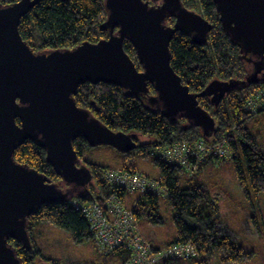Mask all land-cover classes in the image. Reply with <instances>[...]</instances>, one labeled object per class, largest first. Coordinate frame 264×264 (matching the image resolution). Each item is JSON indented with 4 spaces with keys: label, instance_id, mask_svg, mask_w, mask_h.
<instances>
[{
    "label": "water",
    "instance_id": "95a60500",
    "mask_svg": "<svg viewBox=\"0 0 264 264\" xmlns=\"http://www.w3.org/2000/svg\"><path fill=\"white\" fill-rule=\"evenodd\" d=\"M43 1L47 0L0 5V264H23L9 241L17 240L25 250H32L30 218L41 207L67 204L78 189L87 190L93 176L87 166L78 165L73 145L78 138L90 147L110 146L125 153L138 147L136 135L113 132L77 105L80 86L114 85L127 95L147 99L169 121L185 118L206 135L215 121L202 110L198 98L207 95L219 104L227 85H238L228 83L217 90L215 82L193 94L176 73L170 46L174 34L182 31L202 43L211 29L202 15L186 9L181 0H104L107 19L100 28L108 32L107 37L71 50L35 52L22 39L19 27ZM212 1L232 43L257 71L261 61L264 64V0ZM168 18H175V26L166 25ZM126 40L135 48L143 70L125 51ZM252 81V77L247 80ZM27 141L46 150L47 161L65 189L16 161V149Z\"/></svg>",
    "mask_w": 264,
    "mask_h": 264
},
{
    "label": "trees",
    "instance_id": "16d2710c",
    "mask_svg": "<svg viewBox=\"0 0 264 264\" xmlns=\"http://www.w3.org/2000/svg\"><path fill=\"white\" fill-rule=\"evenodd\" d=\"M17 1L20 0H0V5L4 7ZM181 2L189 11L202 15L211 29L207 33V39L202 43L193 41L192 35L182 31L174 34L170 46L171 65L176 73L193 94L204 92L215 82L219 84L215 86L217 90L223 89L228 83L238 84L237 86L227 85L229 89L219 104H215L207 95L198 98L202 110L215 121L214 127L209 129L206 135L202 128L191 126L185 118L169 121L156 106L147 102V99L127 95L124 90L114 85L86 83L79 87L75 99L79 107L89 110L113 132L136 135V137L143 135L148 138L146 143L139 144L138 138L134 141L138 144L137 149L140 152L155 158V164L160 171L162 189L167 194L165 200L174 212L173 221L178 235L168 246L191 242L198 249L199 257L222 252L225 262H240L245 259L247 253L239 246L235 235L232 236L221 230V215L217 199L211 196L204 185L190 183L194 179L189 181L187 188H182L180 176L185 173V170L151 156V151L155 148L174 145V143L191 144L200 140L206 144H218L227 137L232 159L239 162L240 155H244L254 194L257 197L264 195V151L247 128L250 118L264 111L257 114L248 113L244 108L249 94L264 87V80L257 82L253 79L252 82H247L251 77L253 65L242 58L238 46L232 43L225 32L212 0H181ZM151 4L154 3L151 2ZM106 19L104 0H69L68 2L47 0L37 4L34 10L22 19L19 31L22 39L28 42L35 52L71 50L84 42L97 43L107 37L108 32H102L100 28ZM175 22V18H168L166 25L175 26ZM124 48L137 68L143 70L137 59L136 50L129 40H126ZM149 91L151 95L155 94L152 85ZM228 133H230L229 136H227ZM87 147L89 145L83 138L77 139L74 143V149L78 151L82 162L84 161L83 152ZM15 152L18 163L29 165L32 169L48 176L51 183L58 184L63 189L66 188L61 177L47 161L46 150L39 148L33 141H27ZM211 161L219 162L220 160L208 159L200 164L199 169ZM84 164L91 170L93 178L87 190L78 189L71 200H79L85 204L103 203L115 194L121 202H126L129 197L126 190L109 185L103 180L104 171L111 167ZM122 169L138 173L133 167L124 166ZM159 199L157 195L151 193L145 194L138 200L135 199L136 205L133 212L138 222L146 219L155 226L162 223ZM45 224L59 227L70 233L76 245L92 242L94 246L90 225L80 211L75 210L69 202L57 205L46 204L30 218L29 232L32 250H25L17 240L9 241L23 264H38L40 260L46 261L47 264H72L71 261L61 257L48 259L45 257L44 251L34 238L36 229L40 231V227ZM94 247L96 250V246ZM159 249L163 248L155 247V251ZM97 254L101 264H124L129 257L125 249H118L112 254L103 256L98 252ZM201 260L198 258L190 261L201 263ZM177 261L171 260L164 263L171 264Z\"/></svg>",
    "mask_w": 264,
    "mask_h": 264
},
{
    "label": "rangeland",
    "instance_id": "374dc122",
    "mask_svg": "<svg viewBox=\"0 0 264 264\" xmlns=\"http://www.w3.org/2000/svg\"><path fill=\"white\" fill-rule=\"evenodd\" d=\"M247 128L264 151V113L251 117L247 123ZM137 138L139 139V144L148 142V138L143 135H138ZM83 160L86 164L91 163L115 169H122L124 166L133 167L138 171L139 175H144L151 179L157 178L160 174L159 168L154 161L155 158L149 157L138 149L125 153L110 146H89L83 152ZM83 162L81 160V163L85 165ZM180 177L181 187L187 188L190 184L189 178ZM193 183L204 185L211 195L217 198L218 206L224 216L222 218L224 219L223 221L234 226L239 246L247 253L243 261L227 263L264 264V195L257 197L254 194L244 155H240L239 162L233 159L224 162H209L201 174L197 173L194 175ZM248 186H250L255 207L252 206L253 204H251L249 196H247ZM134 198L135 195L127 198V208L129 204H132ZM159 200L161 225L155 226L146 219L139 221L144 238L150 240L146 234L148 233L155 241V244H159L158 239L168 243L178 235L175 222L173 221L174 212L171 206L167 200ZM255 213L258 217L261 231L258 233V229L255 227L258 235L255 234L252 239L245 234V231H241L240 226L245 223H254ZM34 238L44 251L47 259L61 257L71 261L72 264H101L92 242H82L76 245L70 233L59 227L45 224L40 227V231L36 229ZM199 260H201V263L177 261L171 264H226L222 252H214L211 256L205 254V256L199 257ZM38 264H47V262L40 260Z\"/></svg>",
    "mask_w": 264,
    "mask_h": 264
},
{
    "label": "built area",
    "instance_id": "2783aa9c",
    "mask_svg": "<svg viewBox=\"0 0 264 264\" xmlns=\"http://www.w3.org/2000/svg\"><path fill=\"white\" fill-rule=\"evenodd\" d=\"M248 97L244 106L248 113L257 114L264 111V87L251 92ZM229 135L230 133L227 136ZM151 156L173 166L182 167L188 173H196L200 164L208 159L229 161L232 153L226 137L218 144H206L202 140L191 144L174 143L171 146L153 149ZM103 180L109 185L123 188L130 196L137 195L138 199L151 193L165 200L167 195L162 189L161 178L151 179L137 172L110 168L104 171ZM69 203L87 219L94 246L102 256L112 254L118 249H125L129 257L124 264H160L171 260L190 261L200 256L198 249L191 242L172 244L168 248L155 251L154 245L141 233L140 223L133 212L136 202L131 208H127L126 204L113 194L103 203L85 204L79 200H70Z\"/></svg>",
    "mask_w": 264,
    "mask_h": 264
},
{
    "label": "crops",
    "instance_id": "0c3cea01",
    "mask_svg": "<svg viewBox=\"0 0 264 264\" xmlns=\"http://www.w3.org/2000/svg\"><path fill=\"white\" fill-rule=\"evenodd\" d=\"M262 113V112H261ZM264 113V112H263ZM232 157H233V155H232ZM232 159V158H231ZM229 161H230V159H229ZM212 162V161H211ZM213 162H215V161H213ZM209 163V162H208ZM207 163V164H208ZM207 164H205L204 166H202V168L201 169H199L198 171H197V173H199V174H201L202 173V171L205 169V167H206V165ZM113 169H115V168H113ZM119 169V168H118ZM119 170H121V169H119ZM197 173H194V174H191V173H188L187 171H185V173H183L181 176L182 177H188L189 178V180L188 181H190V180H193L194 179V175L195 174H197ZM157 178H159V176L157 177ZM190 183H193V181L192 182H190ZM208 190V189H207ZM210 192V191H209ZM211 194V193H210ZM130 196V195H129ZM212 196V195H211ZM247 196H249V199H250V201H251V204H253V195L251 194V189H250V186H248V189H247ZM213 197V196H212ZM214 198H216V197H214ZM135 199H138V196L137 195H135V198L132 200L133 202H132V204H129V206H128V208H131L132 206H133V204H134V202H135ZM161 199V198H160ZM217 199V198H216ZM162 200H163V198H162ZM166 201V200H165ZM126 205H127V199H126ZM217 204H218V201H217ZM253 207H255L254 206V204L252 205ZM219 207V206H218ZM220 215H221V230L223 231H226L228 234H231L232 236L233 235H235V239L237 240V235H236V232H235V229L233 228L234 226H232V225H230V224H227L226 223V221H223L224 219H222L224 216L222 215V211H221V208H220ZM254 219H255V222L254 223H252V224H244L243 226L241 225L240 226V229H241V231L243 232V231H245V234L248 236V237H250V238H252L253 239V237H254V235L256 234V235H258V233L261 231V229L259 228V220H258V217H257V215H256V213H255V217H254ZM158 225H161V224H158ZM258 229V233H257V231H256V228ZM140 229H141V225H140ZM147 234V236H149L148 238L150 239V241L152 242V244H154V246L156 247V248H165V247H167L169 244H171L173 241H174V239L177 237H175L172 241H169L168 243H166L165 241H162V240H160V239H158V242H159V244H155V241L151 238V236L148 234V233H146ZM154 237H156V236H154ZM237 242H238V244H239V240H237ZM225 262V261H224ZM226 264H229V263H227V262H225ZM163 264H165V263H163ZM170 264V263H169Z\"/></svg>",
    "mask_w": 264,
    "mask_h": 264
},
{
    "label": "flooded vegetation",
    "instance_id": "af4514ba",
    "mask_svg": "<svg viewBox=\"0 0 264 264\" xmlns=\"http://www.w3.org/2000/svg\"><path fill=\"white\" fill-rule=\"evenodd\" d=\"M201 34H199L198 35V39H201ZM262 62V64L260 65V67L258 68V70L255 72L254 70H255V68H254V66H251V68H252V72H251V77H252V79H254V81H257V82H259V81H263L264 80V64H263V61H261ZM252 65V64H251ZM79 139V138H78ZM86 141V140H85ZM76 142V141H75ZM74 142V143H75ZM87 142V141H86ZM74 143H73V145H74ZM87 144H88V142H87ZM137 144V143H136ZM89 145V144H88ZM138 145V144H137ZM76 150V149H75ZM78 152V151H77ZM78 156H79V154H78ZM79 160H80V156H79ZM78 165L79 166H82L83 164L81 163V160L78 162Z\"/></svg>",
    "mask_w": 264,
    "mask_h": 264
},
{
    "label": "bare ground",
    "instance_id": "6f19581e",
    "mask_svg": "<svg viewBox=\"0 0 264 264\" xmlns=\"http://www.w3.org/2000/svg\"><path fill=\"white\" fill-rule=\"evenodd\" d=\"M156 149V148H155ZM157 158V157H156ZM197 173V172H196Z\"/></svg>",
    "mask_w": 264,
    "mask_h": 264
}]
</instances>
